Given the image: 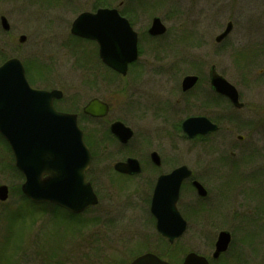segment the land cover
Returning <instances> with one entry per match:
<instances>
[{
  "label": "rangeland",
  "instance_id": "1",
  "mask_svg": "<svg viewBox=\"0 0 264 264\" xmlns=\"http://www.w3.org/2000/svg\"><path fill=\"white\" fill-rule=\"evenodd\" d=\"M98 1L0 0V16H4L9 24L7 32L0 25V63L16 57L24 67L26 62L34 67L35 78L40 74L38 84L33 87L61 89L66 101L76 99L81 106L88 99L98 97L110 107L106 118L99 123L84 116L78 119L81 127L89 128L97 137L93 142L95 153L88 177L100 195V202L83 215L88 220L98 217L91 223L78 222L59 210L45 212L23 201L18 192L22 179L9 167L11 153L0 143V184H5L10 192L8 200L0 203V264H55L63 260L64 264H94L96 251L93 249L97 246L115 249L113 252L118 254L106 257L116 258L118 262L121 258L123 264L127 259L125 255L129 258L140 251L153 252L171 264H181L190 251L209 259L217 232L226 229L223 219L211 220L213 225H210L209 221L200 219V215L197 220L194 216L184 235L173 245H168L157 234L147 215L150 178L156 170L145 164L138 176L126 179L114 173L112 165L128 156L145 161L149 152L156 151L166 159L168 167L188 166L214 194L221 189V181L208 180L207 174L210 166L220 165L214 162L219 155L216 152L237 154L240 142L236 135L246 134L244 143L254 141L258 147L264 146V126L247 128L231 121L244 111L229 113L230 121L223 125L234 130L233 134L221 129L206 138L192 140L177 130L176 120L178 116L183 118L185 113L170 111L172 107L184 110L181 91L175 90V84L177 86L186 74L196 73L206 78L210 65H214L230 83L244 88L236 62L222 55L220 48L211 46L217 32L212 19L223 15L234 22L230 38L237 39L244 31L255 33L252 38L262 46L264 0H125L142 10L134 12L140 34V56L124 80L112 78L105 71L95 43L77 41L69 32L77 14L92 11ZM100 1L114 6L120 0ZM221 12L225 14L221 15ZM153 17H159L166 27V33L161 37L150 38L146 33ZM220 21L219 18L216 24L220 25ZM21 35L25 36L22 43L19 42ZM192 40L199 42L195 45ZM263 60L261 57L257 65L245 63L242 76H256L264 67ZM95 71L99 72L98 77L89 73ZM204 78L198 84L197 92L207 86ZM247 89L251 92L247 94V104H264L263 85H254L252 91L250 86ZM207 94L205 92L203 96ZM210 109L212 111H204L199 106L190 112L216 119L219 110L216 106ZM261 116L263 112L258 117L254 113L255 119ZM113 120H120L133 130L134 135L127 145H120L104 133L107 124ZM102 135L104 137L100 138ZM258 160L264 166L262 155ZM226 163V167L235 165L230 161ZM232 177V182L237 183V175ZM236 183L230 186L231 193H236ZM181 190L184 201L188 200L187 185L184 184ZM231 203L229 201L228 205ZM236 232L233 231L228 254L211 264H264V247L253 250L254 244L244 245V239ZM102 262L110 263V260Z\"/></svg>",
  "mask_w": 264,
  "mask_h": 264
},
{
  "label": "water",
  "instance_id": "2",
  "mask_svg": "<svg viewBox=\"0 0 264 264\" xmlns=\"http://www.w3.org/2000/svg\"><path fill=\"white\" fill-rule=\"evenodd\" d=\"M0 25L4 31L9 30L4 16L0 17ZM230 29L231 23H228L217 40L222 39ZM165 30L160 19L155 17L148 33L156 36ZM70 33L96 41L102 62L122 75L126 74L128 63L137 57L136 34L116 9L99 8L94 13H80L73 20ZM24 40L25 36H19V42ZM196 81V76H185L181 83L182 90L193 87ZM210 81L217 93L228 97L235 107L242 106L238 103L234 86L214 69L210 73ZM61 95L58 90L32 88L17 58H10L0 65V135L9 145L15 166L24 177L22 193L33 202H49L72 213H80L97 203L90 183L85 180L90 152L77 126L76 115L58 112L53 107L52 100ZM83 112L93 117H103L108 112V106L92 99L83 108ZM181 127L189 137L217 129L216 125L203 117L188 118ZM110 132L121 143L128 142L133 135L132 130L120 121L110 125ZM150 157L153 163L159 164L156 152H152ZM113 168L124 174L140 172L139 162L134 158L116 162ZM189 175L188 168L182 165L169 174L160 175L153 189L150 212L155 218L157 232L169 243H173L186 229V221L177 211L176 201L180 184ZM193 185L198 195H206L200 183L194 181ZM7 197V186L0 185V201H5ZM229 242L230 234L227 231L219 232L212 258L224 252ZM130 264L169 263L147 253ZM182 264H208V261L190 252Z\"/></svg>",
  "mask_w": 264,
  "mask_h": 264
},
{
  "label": "flooded vegetation",
  "instance_id": "3",
  "mask_svg": "<svg viewBox=\"0 0 264 264\" xmlns=\"http://www.w3.org/2000/svg\"><path fill=\"white\" fill-rule=\"evenodd\" d=\"M98 2L94 5L95 6L94 8L92 7L93 11L97 10L98 8H102V7L115 8L117 10L118 14L121 17H124L128 21L129 25L132 27V29L136 32L137 43L140 41V34L138 32V28H137L135 18H134V15H136L134 12H138V11L142 10V9H140V7H134L133 5L135 3L134 4L129 3L128 1H125V0H120L114 6H107V5L102 6L103 3H101L100 0ZM140 4H142V3H140ZM140 4H138V6ZM220 14L222 15L225 13L221 12ZM217 17L218 18L212 19V25L215 26L214 29L217 32L213 38L214 42L211 44V46L220 48L221 54L224 56L232 58V60L236 62L237 68L240 69L239 80L244 84L243 85L244 88H241L239 85L237 86L235 84H232V83L231 84L235 87V89L237 91L238 103L242 104V106L239 108L234 107L232 105V103L230 102V100L226 96L217 93L213 89V87L211 85V81H210V73H211L212 69L215 70L214 65H210V67L207 70L206 78L203 77L205 79L207 86L204 89L200 90V92H197L196 89H197L198 84L201 83V80H203L202 76L200 74L197 75L196 73L195 74H186V75H190V76H196L197 81L193 87H191L187 90H182V87H181L182 79L184 76H186V75H184L181 78L179 84L177 86L175 84V87H174L175 90L181 91V96L183 97L184 110H182L181 108H176V107H175V110L172 109L174 107H172L170 110V111L173 110L172 112H175V114H176V112H178L179 114L185 113L182 116L183 118H180V116H178V119L176 120V126L180 127V131H181V124L184 120L191 118V117H204V118L208 119L210 122L215 123L217 125V127H218L217 131H220L222 129L223 132L228 131V133L230 132V134H233L234 130H229L228 126L225 125L226 126L225 127L223 125L227 124L230 121L228 119L229 113H234L236 111L237 112H243L244 111V112H243V115H241V113H240V116L237 119L231 120L232 122L237 121L239 124H241L242 126L247 127V128H250L253 126H256V127L264 126V104H260V105L259 104H254V105L247 104V99H248L247 94L250 92L247 89V87L250 86L251 91H252L254 85L260 84V85L264 86V67L260 68L258 70L256 76H252L251 74H248L250 78L247 75L242 76V74H245L243 72L244 68H245L244 67L245 63H247V66H249L251 64L257 65L256 62H260L259 59L261 57L264 58V45H262V46H260L261 44L258 45L256 38H252V36H254L255 33H250V32L248 33V32L244 31V32H240L237 39L236 38H230V34L232 32L234 22H232L231 20H229L227 18H224L223 15L220 17L219 16H217ZM219 18L221 20L220 25L216 24L217 23L216 21ZM224 20H227V21H226L224 28L222 29ZM214 22H215V24H214ZM228 23H231V29L227 32V34L222 39L217 40V37L223 33V31L226 29ZM212 28H213V26H212ZM147 30H148V28H147ZM147 30H146V33H147ZM154 38H157V37H154ZM198 42H199L198 40H192V43H195V45ZM138 56H140L139 47H138ZM263 64H264V60H263ZM130 66H131V64L128 65L127 73L129 72ZM89 73L96 75V77L99 76L98 75L99 72H97V71L89 72ZM107 73L110 74L112 78H115L117 80H119V79L124 80L125 77L127 76V75L121 76L115 71L107 72ZM219 75L222 76L221 74H219ZM222 77L226 81H228L224 76H222ZM58 90L61 91L62 95L59 98H56L53 100V104H54L55 108L59 111H62V112L75 113L77 115V119H79V117L81 118L83 107L87 104L88 101H90L92 99H98L99 101L107 103L103 99H100L98 97H92V98L88 99L84 103V105L81 106L80 103L77 102L76 99H74V100L69 99L68 101H66V98H65L63 91L61 89H58ZM205 92L208 93L209 95L207 94V95L203 96V94ZM178 100L179 99H176V101H178ZM174 104H175V102H174ZM107 105H108V103H107ZM199 106L203 107L204 111H212L210 108H213V106H216L217 109L219 110V113L217 114V118L212 119V118L207 117L205 115H196L195 113L193 114L190 112V110L192 108L199 107ZM176 109H178V111H176ZM109 111H110V107L108 105V112ZM255 112H256L257 117L261 114V112H263V116H261L262 118L260 117V118L255 119L254 118ZM83 116L85 117V119H87L89 121H93V122L98 121L97 123H99V121H103V119L106 118V117L94 118V117H91L88 115H83ZM113 121H111L107 124V127L104 131L105 134H107V132H109V125ZM82 131H83L84 138L86 137V139L88 140L87 142L90 145H92V147H93L94 136H96L94 134V132L92 130L90 131L89 128H86L84 126H82ZM246 132H250V131L247 130ZM210 134H212V133H207L206 135H203V136L197 135V136H194L191 138L187 137L186 135L183 134V137H185L189 140L197 139V138L202 139V138L208 137ZM101 137L103 138L104 136L102 135V136H100V138ZM112 138H113V141L116 140L114 137H112ZM246 138H247L246 134L245 135H236V140L238 142H240V148L237 151V154H236V152H226V151L225 152H216L215 151L216 153H219V155L214 158V162H217L220 165L219 166H210L208 168L207 179L208 180L216 179V181L220 180L221 186H222L220 190H218L216 193L213 194L208 188L205 187L203 182H201V179L199 177H197L195 175V173L189 168L191 170V176L189 178H187L186 180H184V182L182 183L180 191H179V197H178V201L176 203V206H177L179 213L186 220L187 223H189V221H191V219L194 216H196V218H194V219L197 220V217L199 215H204L203 220L207 223L209 221L211 223L210 225H213V223H212L213 220L217 221V220L223 219L225 221V224H226L225 225L226 229H222V230H226L230 233L231 242H232V234H233V231L235 230V231H237L236 233L239 232V235L242 237V239H244V245L252 242L254 244L253 250L257 251L258 248L264 247V166L258 160L259 156L262 155L264 157V146L258 147L254 143V141L251 143H244V140ZM127 144L128 143L122 144V146H125ZM151 152H149L146 155L145 161L140 162L138 160L140 165H141V172H142V170L145 169V164L151 170H156V172H157L156 173L157 175L154 173L152 175V177L150 178L151 192H150V195L148 198V205H146V207L148 209L147 215L149 214V203H150L151 193H152V190H153V187H154V184H155L157 177L159 175L169 173L173 168L176 167V166H174L171 168L170 166L169 167L166 166V159L163 158L162 156H160L158 153L157 154L159 157V164L156 165L155 163H153V161L150 158ZM101 154H103V153H101ZM128 157H133V156H128ZM233 157L236 158V163L232 162V164H236V165L226 167L225 166V164H227L226 162L230 161V160H234ZM126 158H124V159H126ZM124 159H121V161ZM91 162H92V160H91ZM177 166H179V165H177ZM88 172H89V169H88ZM233 174L237 175V183L232 182V180H233L232 175ZM136 176H138V175H131L129 177L133 178ZM193 180H198V181H200V183H202V185L204 186V188L207 191V195L205 198H200L196 195V192H195L194 188L192 187V181ZM223 180H224V183H223ZM231 182L236 183V185H238L236 193L230 192V186L232 185ZM184 184L187 185V187L189 188V190H188L189 197L187 198L188 200H186V201H184V199H183V192L181 190ZM94 191L98 197V200L100 201L99 193L97 192L96 189ZM212 200H215V201H212ZM99 201H98V203H99ZM229 201H232L233 203L228 205ZM95 207H97V206H95ZM149 216H150V214H149ZM150 218L153 219L152 216H150ZM230 226H232V229L230 228ZM219 231H221V230H219ZM241 248H243V247L241 246ZM93 250L96 251V262H94V264H123V262H124V260L118 262L115 257H113L115 259H112V260H111V257L110 258L106 257V255L118 254L116 252H113V250H115V249L107 248V247L101 248L100 246H97ZM228 250L225 253H223L222 255H220L216 260L221 259L223 256H226V254H228L227 253ZM147 252H150V251H147ZM143 253H146V252L140 251L136 254L132 253V255L129 258L125 256L127 258L125 260L130 259L125 264H129L135 257H137L138 255H141ZM241 253L242 252H239V254H241ZM104 260H110V263L109 262L103 263L102 261H104Z\"/></svg>",
  "mask_w": 264,
  "mask_h": 264
},
{
  "label": "trees",
  "instance_id": "4",
  "mask_svg": "<svg viewBox=\"0 0 264 264\" xmlns=\"http://www.w3.org/2000/svg\"><path fill=\"white\" fill-rule=\"evenodd\" d=\"M101 2V1H100ZM99 3V2H98ZM101 3H103V5L102 6H104V5H106L104 2H101ZM95 6H93V8H94ZM92 8V9H93ZM77 41H81L80 39H76ZM3 62V61H2ZM33 66L31 65V64H28L27 62L25 63V69H26V74H27V78H28V80H29V82L32 84V85H36V84H38V82H39V80H37L38 78H41L39 75H38V77L37 78H35L34 76H33ZM75 110V109H74ZM0 143L2 144H4V146L8 149V151H9V148L7 147V145H6V143L4 142V140L0 137ZM10 159H11V157H10ZM11 161H12V159H11ZM12 163V162H11ZM9 167L11 168V170L19 177V178H21V175H20V173L15 169V167H14V165H13V163L12 164H9ZM18 192L20 193V191H19V187H18ZM23 197V196H22ZM53 209H56V211L58 210V208L57 207H53ZM69 217H71V218H76L77 220H78V222H81V223H85V221H87L86 219H83L82 217H81V215L80 216H75V215H69ZM88 222V221H87ZM52 258V257H51ZM63 262H61V261H57L56 262V264H62Z\"/></svg>",
  "mask_w": 264,
  "mask_h": 264
}]
</instances>
